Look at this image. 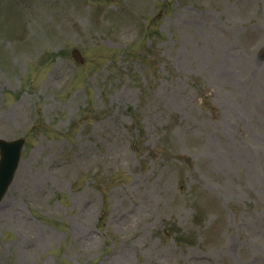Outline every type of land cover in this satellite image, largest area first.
<instances>
[{"label":"rangeland","instance_id":"rangeland-1","mask_svg":"<svg viewBox=\"0 0 264 264\" xmlns=\"http://www.w3.org/2000/svg\"><path fill=\"white\" fill-rule=\"evenodd\" d=\"M21 136L0 264H264V0H0Z\"/></svg>","mask_w":264,"mask_h":264},{"label":"water","instance_id":"water-1","mask_svg":"<svg viewBox=\"0 0 264 264\" xmlns=\"http://www.w3.org/2000/svg\"><path fill=\"white\" fill-rule=\"evenodd\" d=\"M75 53L78 54L77 51H75ZM1 147H2V145H1ZM14 147H15L14 144L4 146V151H6V154H7L6 160L9 163V168L6 171V174H4V176H3L4 178L1 181V182H3V184L8 183L10 181V179H11L10 173L14 168L15 158H17L16 159V161H17L18 157H19V154H18L19 153V147H15V148Z\"/></svg>","mask_w":264,"mask_h":264}]
</instances>
